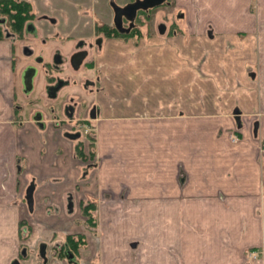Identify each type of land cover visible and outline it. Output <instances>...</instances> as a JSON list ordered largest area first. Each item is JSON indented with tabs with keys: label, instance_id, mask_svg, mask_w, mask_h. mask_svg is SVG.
Returning <instances> with one entry per match:
<instances>
[{
	"label": "crops",
	"instance_id": "crops-1",
	"mask_svg": "<svg viewBox=\"0 0 264 264\" xmlns=\"http://www.w3.org/2000/svg\"><path fill=\"white\" fill-rule=\"evenodd\" d=\"M173 2L186 34L172 29L171 53L142 58L134 91L100 75L86 175L73 140L14 123L0 44V264L19 252L23 222L47 215L27 207L32 182L34 207L62 220L98 204L101 264H130L132 249L138 264H264V0Z\"/></svg>",
	"mask_w": 264,
	"mask_h": 264
},
{
	"label": "flooded vegetation",
	"instance_id": "flooded-vegetation-1",
	"mask_svg": "<svg viewBox=\"0 0 264 264\" xmlns=\"http://www.w3.org/2000/svg\"><path fill=\"white\" fill-rule=\"evenodd\" d=\"M131 3L134 0H0V44L7 45L11 59L20 64L18 87L12 96V119L17 125L29 122L41 130L49 125L65 138L73 140L75 155L83 162V175L95 167V161L91 160L93 141L89 130L99 110L98 98L102 89L96 58L109 40H125L134 36L138 26L137 14L148 8L137 9L135 16L131 9L133 4L131 8L119 12L118 7L124 8ZM166 3L169 5L172 2L167 0ZM164 26V22L159 21L154 24V29L160 32ZM28 70L33 72L29 82L26 79ZM77 83L85 91L80 102L74 92L79 91L75 88ZM28 85L30 88H27ZM36 85H39V91L27 101ZM83 126L82 133L79 127ZM79 137H84L87 143L83 144ZM30 185L34 189V182L27 188ZM33 189L30 205L25 190L26 204L32 211ZM69 197L67 195L65 200L66 210H72V198ZM97 205L87 201L80 206L82 218L77 221L86 230L90 227L95 229L97 225ZM50 207L57 210L54 206ZM26 223L31 228L35 227V222ZM22 225L26 229L27 226ZM47 233L51 240L38 241L35 264H57L51 260L57 255L65 258L68 264H83L76 255L80 240L87 238L84 231L72 232L58 227L48 228ZM55 236L63 238L54 242ZM28 256L29 251L21 242L19 252L10 263L32 264L30 261L23 262Z\"/></svg>",
	"mask_w": 264,
	"mask_h": 264
},
{
	"label": "rangeland",
	"instance_id": "rangeland-1",
	"mask_svg": "<svg viewBox=\"0 0 264 264\" xmlns=\"http://www.w3.org/2000/svg\"><path fill=\"white\" fill-rule=\"evenodd\" d=\"M170 1L172 3H170L169 5H167L166 3L167 0H164L163 1L164 4L160 6H156V7L153 6V7L148 8L146 11H139V13L137 14L138 26L134 30V36L133 37L130 36V38L125 39V40H109L105 44L103 51H101L99 55L97 56L96 58L97 66L100 70V73L103 76L110 75L117 82H119L121 84L119 86H121L122 91H125L126 93L134 91V80H132L133 72H134V69L138 70V69H144V67H146L145 66L146 64L140 63V61L142 60L144 56L151 55V54L155 55V54L171 53V50L169 52V49L168 51H166L165 48L167 47L165 45L168 43L167 40L169 39V36H172V33H173L172 29H174L176 33L179 35L183 36L186 34V32L184 31L185 30L184 29V18L179 17L178 7L176 5L172 6L174 0H170ZM86 8H88V5L86 6ZM146 13L149 14V17L147 16ZM159 21L162 23L164 22L166 26H169L171 24V30L170 31L167 30L166 33L160 34L158 31L154 29V24L158 23ZM178 24L181 25V29L178 28ZM171 46L172 48L174 47V44L172 42H171ZM137 61L139 62L137 63ZM191 65H193V63H191ZM2 67L3 68H2L1 73L4 72V77H5L6 82L10 86L11 90L15 91L18 87L17 79L19 75L18 69L20 68V64L18 62H14L9 55L8 63H5ZM75 88H79L78 89L79 91L75 90L74 92L76 93L75 95H77L76 100L80 102L82 101L83 95H85V91L79 85L75 86ZM39 89H40L39 85H36L33 92L27 98V101L31 100L33 95L37 93ZM192 97L193 99L191 100H195L196 96L192 95ZM191 100H189L188 98V103ZM49 123H52V122H49ZM79 128L82 131L84 129V126L79 127ZM90 128L91 129L89 130V132L92 133L93 132L92 126ZM39 132H40L38 134L39 137L47 138L51 135V133L49 132V129L44 128L43 130ZM84 137H79V139H81L83 144H86L87 140ZM87 150H88V147L86 148V152ZM38 205H39L38 207L36 208L34 207L32 214L36 213L37 211L46 212L47 215L42 218L43 222H40L39 224L37 223L36 225L34 223L35 227L33 229H31L30 224H27L25 222L24 225L22 226H25V227L27 226L26 229L25 228L23 229V227L20 228V234H21L20 240L24 242V246H26L27 251H29V256L27 260L25 261L23 260V262L25 263L26 261H30V263L32 264L36 263V260H37L36 252H37L38 241L39 240H44V241L51 240L47 237L48 228L65 227L66 229L68 228V230H71L72 228H74V230L79 229L83 231L82 223H80L76 219H75V222H72V221L69 222L66 219L62 220L59 210H54V208H51L49 203L41 202V203H38ZM52 214L54 216L50 217V215ZM76 217L79 218L80 217L79 214H77ZM95 217L97 219V215H95ZM95 224H97L95 226V229L90 227V228H87L88 232L84 231L86 233L87 238L85 239L83 238L82 240H80L78 244L79 253H77L76 257L78 261L82 260L83 264H101L102 263V258H103L102 256L104 252L103 248L102 247L100 248L101 246L100 241L102 240V236L100 235L98 222H96ZM21 230H23L24 232H21ZM85 233H84V236H85ZM53 238H54L53 239L54 242L55 241L60 242L63 237L55 236ZM130 252H131L130 253L131 263L130 264H138L140 260L138 259V255L136 254L137 253L136 249L135 250L132 249ZM255 253L256 252H252V254H250L248 252L247 253L248 255H246L245 261L252 263L254 259L256 258L254 256ZM256 256L258 258L260 255H258L257 253ZM142 257L145 259V256H142ZM51 260L56 261L57 264H63V263L68 264L65 258L62 259L58 255L55 257H52ZM142 264H146V261L144 260Z\"/></svg>",
	"mask_w": 264,
	"mask_h": 264
},
{
	"label": "water",
	"instance_id": "water-1",
	"mask_svg": "<svg viewBox=\"0 0 264 264\" xmlns=\"http://www.w3.org/2000/svg\"><path fill=\"white\" fill-rule=\"evenodd\" d=\"M164 0H134V3H131V4H129V5H127L126 7H124V8H119L118 7V9H119V12L120 11H124L125 9H127V7H130L132 4V10H134V16H135V14H136V10L137 9H146V8H149V7H152V6H155V5H158V4H160V3H162ZM116 12H118V10H116ZM163 30V28H161L160 29V31H162ZM26 74H27V77H26V79H27V81L29 82V78H31V76H32V74H33V72L31 71V70H28L27 72H26ZM27 88H30V86L28 85L27 86ZM235 113H237V112H235ZM236 122L238 123V125H240V123H239V118H237L236 119ZM39 124H40V126H42V122H39ZM32 189H33V186H29L28 188H27V190H26V199H27V202L29 203V205L31 204V202H32ZM43 245V244H42Z\"/></svg>",
	"mask_w": 264,
	"mask_h": 264
},
{
	"label": "built area",
	"instance_id": "built-area-1",
	"mask_svg": "<svg viewBox=\"0 0 264 264\" xmlns=\"http://www.w3.org/2000/svg\"><path fill=\"white\" fill-rule=\"evenodd\" d=\"M260 152L264 156V143L260 147Z\"/></svg>",
	"mask_w": 264,
	"mask_h": 264
},
{
	"label": "trees",
	"instance_id": "trees-1",
	"mask_svg": "<svg viewBox=\"0 0 264 264\" xmlns=\"http://www.w3.org/2000/svg\"><path fill=\"white\" fill-rule=\"evenodd\" d=\"M91 138H92V136H91Z\"/></svg>",
	"mask_w": 264,
	"mask_h": 264
}]
</instances>
